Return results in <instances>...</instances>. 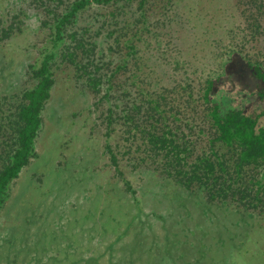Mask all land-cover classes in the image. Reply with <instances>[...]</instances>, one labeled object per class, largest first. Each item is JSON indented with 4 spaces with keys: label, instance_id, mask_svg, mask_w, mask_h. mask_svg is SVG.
<instances>
[{
    "label": "rangeland",
    "instance_id": "obj_1",
    "mask_svg": "<svg viewBox=\"0 0 264 264\" xmlns=\"http://www.w3.org/2000/svg\"><path fill=\"white\" fill-rule=\"evenodd\" d=\"M71 1L0 0V170L37 84L30 66ZM141 1L91 4L64 27L34 156L0 211V264H264L263 206L209 202L154 170L144 133L171 129L208 152V81L222 109L264 112V0Z\"/></svg>",
    "mask_w": 264,
    "mask_h": 264
},
{
    "label": "trees",
    "instance_id": "obj_2",
    "mask_svg": "<svg viewBox=\"0 0 264 264\" xmlns=\"http://www.w3.org/2000/svg\"><path fill=\"white\" fill-rule=\"evenodd\" d=\"M112 1L120 0H72L66 11L53 13V45L42 52L37 65L30 66L37 84L24 93L26 102L21 105L16 119L18 146L0 170V211L6 201L10 183L19 176L34 156L35 138L42 123L41 111L51 97V89L55 83L51 63L55 58L56 48L64 38V27L77 19L81 10L87 6ZM144 3L142 0L141 5ZM72 37L75 38V35ZM254 72L257 78H264V73L258 67H255ZM98 83L100 79H96V83L93 80L95 88ZM213 90V81H208L203 91V100L209 104L207 116L215 131V136L209 142V151L195 154L188 139L176 137L171 129L160 133L152 125L144 130V133L148 144L151 145L150 149L155 153L147 155L145 159L151 157L153 163L157 164L158 157L162 156L161 164H152L154 170L174 179L187 190L193 187L200 189L206 194L209 202H236L245 208H264V123L260 120L264 112L256 114L248 113L244 109H222L212 95ZM147 102L152 106L147 110L151 113L150 118H154L156 113L161 114L159 100L147 99ZM141 108L142 105L134 104L130 111L126 110L125 118L133 121L136 112ZM156 120H159V117ZM217 143H220L224 150L220 151ZM106 151L110 154L118 175L123 177L117 154L110 145L106 146ZM124 182L126 190L134 194L130 181L124 178Z\"/></svg>",
    "mask_w": 264,
    "mask_h": 264
}]
</instances>
